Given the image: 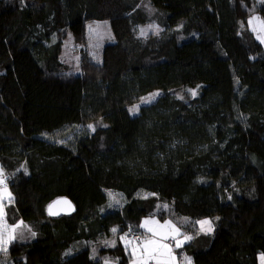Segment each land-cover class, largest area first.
Here are the masks:
<instances>
[{
	"label": "trees",
	"instance_id": "obj_1",
	"mask_svg": "<svg viewBox=\"0 0 264 264\" xmlns=\"http://www.w3.org/2000/svg\"><path fill=\"white\" fill-rule=\"evenodd\" d=\"M253 9L264 19V0H0L5 221L26 223L3 264H131L126 233L142 238L149 215L189 234L177 251L195 264L264 263V46L248 25ZM154 20L163 30L139 36ZM95 21L115 40L100 63L83 56L68 73L64 39L82 42ZM59 196L76 211L50 214ZM204 218L212 232L200 231Z\"/></svg>",
	"mask_w": 264,
	"mask_h": 264
},
{
	"label": "rangeland",
	"instance_id": "obj_2",
	"mask_svg": "<svg viewBox=\"0 0 264 264\" xmlns=\"http://www.w3.org/2000/svg\"><path fill=\"white\" fill-rule=\"evenodd\" d=\"M258 2L260 0H257ZM258 18V19H254ZM264 19L259 14L258 11L252 10L248 17V25L251 31L254 33L256 38L263 44L264 46ZM143 30V34H142ZM163 30V26L158 20L151 21L148 24L139 26L137 28V33L139 36L147 37L152 34H159ZM115 40L114 33L111 29V26L108 21H95L90 22L87 25V33L85 39L78 43L75 41V38L73 35L69 32V34L66 36L63 42L62 51H61V60L64 64L68 67V73H75L78 74L81 72V61L82 57L86 56V58L91 63H100L102 61V51L104 49V46L107 43H111ZM161 93L160 90L155 89L154 91L150 92L149 94L143 96L140 101L133 106L130 107V111L132 114H138L140 106L145 103H149L150 101L154 100L159 94ZM135 109V111L133 110ZM91 127V126H90ZM93 129V127H91ZM0 179L3 181H6V173L0 166ZM1 185V184H0ZM139 197H147L150 195L148 192H139L137 194ZM13 193L10 188H1L0 187V237H2L3 240L7 241V243H0V252H5L8 250L10 243L15 240L16 232L23 231L24 227L26 226V223L23 221H19L18 223L11 225L8 224L5 221V213H6V206L12 201ZM117 199V196H112V203L115 204ZM156 221L157 223H149L148 225H145V221ZM208 220L211 222L212 225V231H213V219L212 218H204L198 221L200 231L202 232H208L205 230H202V226L199 223L200 221ZM170 221L172 225L175 226V228L179 229V233H170L171 230L168 228H160V225H164L165 222ZM141 228L144 229L147 234L146 237L148 238L149 235L155 236L153 234V231H150L149 229H155L161 233H170L172 236H161L165 238H172V242L175 240L177 243L185 242L186 234L182 233V230L178 223L176 221H173L172 219H160L156 216H144L141 220ZM205 229L207 228V225L203 226ZM211 231V232H212ZM9 235L14 236V239L9 240ZM160 236V235H156ZM154 238V237H152ZM155 239V238H154ZM115 235H113L111 238L104 240L103 243L106 244H114L116 241ZM158 240V239H156ZM143 241V240H142ZM140 240L131 242L130 249L132 251V260L131 264H138L139 260L143 256V248L141 247ZM8 260V256L5 253H1L0 255V261H2V264L4 261ZM261 264L263 263V260H261Z\"/></svg>",
	"mask_w": 264,
	"mask_h": 264
},
{
	"label": "snow or ice",
	"instance_id": "obj_3",
	"mask_svg": "<svg viewBox=\"0 0 264 264\" xmlns=\"http://www.w3.org/2000/svg\"><path fill=\"white\" fill-rule=\"evenodd\" d=\"M258 19V18H254ZM264 23V22H262ZM143 34V30H142ZM135 111V109H133ZM4 181L0 179V184H3ZM6 189V185H5ZM149 223H157L156 221H145V225H148ZM202 226V230L211 232L212 231V225L211 222L208 220L200 221L199 222ZM207 225V228L205 229L203 226ZM160 228H168L171 230V233H179V229L175 228L174 225L171 224L170 221L165 222L164 225H160ZM150 231H153L154 235H160V236H165L170 233H161L155 229H149ZM115 231V229H113ZM33 235H35L33 233ZM14 239V236L9 235V240ZM191 237L186 236L185 240H189ZM0 243H7V241L3 240L2 237H0ZM180 246V243H177V247ZM172 249L167 245V244H162L160 241L156 239L152 240H147L144 242V255L142 258L139 260L138 264H147L148 260L155 259L157 261V264H171L172 261L175 260V257L171 255Z\"/></svg>",
	"mask_w": 264,
	"mask_h": 264
},
{
	"label": "crops",
	"instance_id": "obj_4",
	"mask_svg": "<svg viewBox=\"0 0 264 264\" xmlns=\"http://www.w3.org/2000/svg\"><path fill=\"white\" fill-rule=\"evenodd\" d=\"M151 216H155V215H151ZM157 217V216H156ZM159 218V217H158ZM161 219V218H160ZM165 219H168V218H165ZM169 219H171V218H169ZM173 220V219H172ZM173 221H175V220H173ZM185 221H187V220H185ZM179 225V224H178ZM141 226V225H140ZM179 227L181 228V226L179 225ZM142 229V228H141ZM182 229V228H181ZM142 232H143V235H142V238L140 239V241H142L141 242V247L143 248L142 250H143V255H144V242L145 241H147V240H152V239H158V241H160V243H162V244H167L171 249H172V253H171V255L172 256H174L175 257V260L174 261H172L171 262V264H195V262H194V259H193V257L191 256V255H189V254H187V253H183L184 254V260H181V257H180V254L178 253V251H177V249L179 248H182V246L185 244V243H187V241L188 240H186L185 242L183 241V242H181L180 243V246L179 247H177V242L174 240L173 242L171 241V240H173L172 238H165V237H161V236H151V235H149V237L147 238L146 237V234H147V232L144 230V229H142ZM171 233V232H170ZM182 233L183 234H186V233H184L183 232V230H182ZM188 237H189V234H186ZM168 236H172L171 234H168ZM152 237H154V238H152ZM151 263H153V264H157V261L155 260V259H152V260H148L147 261V264H151Z\"/></svg>",
	"mask_w": 264,
	"mask_h": 264
},
{
	"label": "water",
	"instance_id": "obj_5",
	"mask_svg": "<svg viewBox=\"0 0 264 264\" xmlns=\"http://www.w3.org/2000/svg\"><path fill=\"white\" fill-rule=\"evenodd\" d=\"M76 211L74 202L67 196H59L48 206V212L53 215L71 214Z\"/></svg>",
	"mask_w": 264,
	"mask_h": 264
},
{
	"label": "built area",
	"instance_id": "obj_6",
	"mask_svg": "<svg viewBox=\"0 0 264 264\" xmlns=\"http://www.w3.org/2000/svg\"><path fill=\"white\" fill-rule=\"evenodd\" d=\"M5 185H6V188L9 187V184H8L7 181H4V183L1 184L0 187L1 188H5ZM126 238H127L128 241L134 242V241L140 240L141 239V235L138 234V233H133V232L128 231L126 233ZM180 257H181V260H184V254L183 253L180 254ZM151 264H153V263H151Z\"/></svg>",
	"mask_w": 264,
	"mask_h": 264
}]
</instances>
